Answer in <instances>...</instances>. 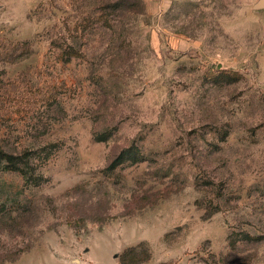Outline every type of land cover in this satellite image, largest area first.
<instances>
[{"label": "rangeland", "instance_id": "1", "mask_svg": "<svg viewBox=\"0 0 264 264\" xmlns=\"http://www.w3.org/2000/svg\"><path fill=\"white\" fill-rule=\"evenodd\" d=\"M260 1L0 0V264H264Z\"/></svg>", "mask_w": 264, "mask_h": 264}, {"label": "trees", "instance_id": "2", "mask_svg": "<svg viewBox=\"0 0 264 264\" xmlns=\"http://www.w3.org/2000/svg\"><path fill=\"white\" fill-rule=\"evenodd\" d=\"M124 153H120L118 157L113 160V166L121 162ZM9 170H17L16 167H10ZM150 259L149 252L144 244H138L136 246H131L125 249L120 257L119 264H142Z\"/></svg>", "mask_w": 264, "mask_h": 264}, {"label": "water", "instance_id": "3", "mask_svg": "<svg viewBox=\"0 0 264 264\" xmlns=\"http://www.w3.org/2000/svg\"><path fill=\"white\" fill-rule=\"evenodd\" d=\"M256 8L264 7V0H261L257 5H255Z\"/></svg>", "mask_w": 264, "mask_h": 264}]
</instances>
